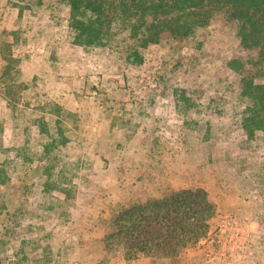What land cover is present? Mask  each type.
Returning <instances> with one entry per match:
<instances>
[{
	"label": "rangeland",
	"instance_id": "rangeland-1",
	"mask_svg": "<svg viewBox=\"0 0 264 264\" xmlns=\"http://www.w3.org/2000/svg\"><path fill=\"white\" fill-rule=\"evenodd\" d=\"M69 14L0 0V264H264V130L242 127L235 26L137 57L116 26L78 41ZM184 187L217 205L205 238L176 259L105 250L117 209Z\"/></svg>",
	"mask_w": 264,
	"mask_h": 264
},
{
	"label": "trees",
	"instance_id": "trees-1",
	"mask_svg": "<svg viewBox=\"0 0 264 264\" xmlns=\"http://www.w3.org/2000/svg\"><path fill=\"white\" fill-rule=\"evenodd\" d=\"M70 26L83 44H103L116 26L138 48L172 41L181 46L199 27L215 22L233 24L240 52L227 65L240 77L246 100L242 127L251 137L264 130V0H63ZM3 77L18 62L4 50ZM19 84L11 83L10 90ZM0 209L5 208L3 197ZM217 205L202 187H184L117 209L104 236L107 252L125 259L140 256L178 258L208 235Z\"/></svg>",
	"mask_w": 264,
	"mask_h": 264
}]
</instances>
